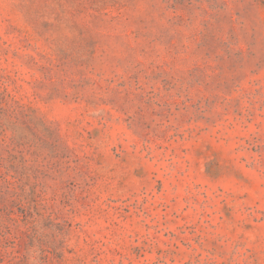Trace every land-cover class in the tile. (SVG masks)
Returning a JSON list of instances; mask_svg holds the SVG:
<instances>
[{
    "label": "rangeland",
    "instance_id": "obj_1",
    "mask_svg": "<svg viewBox=\"0 0 264 264\" xmlns=\"http://www.w3.org/2000/svg\"><path fill=\"white\" fill-rule=\"evenodd\" d=\"M0 264H264V0H0Z\"/></svg>",
    "mask_w": 264,
    "mask_h": 264
}]
</instances>
